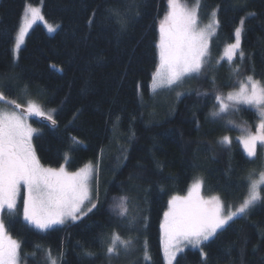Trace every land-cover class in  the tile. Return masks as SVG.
I'll list each match as a JSON object with an SVG mask.
<instances>
[{"label": "trees", "instance_id": "16d2710c", "mask_svg": "<svg viewBox=\"0 0 264 264\" xmlns=\"http://www.w3.org/2000/svg\"><path fill=\"white\" fill-rule=\"evenodd\" d=\"M40 2L44 19L58 28L49 34L36 24L15 59L12 47L24 7ZM167 7L168 0H0V90L16 102L37 100L56 121L51 126L40 116L30 118L38 130L32 144L41 164L75 171L92 162L97 168L96 207L78 222L41 232L24 221L22 198L15 214H3L21 245L23 264H52L49 252L56 264H165L160 226L167 202L184 193L196 174L227 205L245 195L248 174L259 170V154L249 158L234 138L228 146L219 141L234 137L240 127L255 132L258 115L245 105L223 118L211 112L215 94L230 90L239 77L264 79V0L200 1L201 11L217 10L212 55L234 41L244 19L245 57L209 68L207 62L200 75L185 79L190 86L179 97L180 85L150 91L158 66V21ZM121 19L127 21L123 30ZM123 195L129 197L125 217L115 207ZM114 232L132 244L127 253L119 249L109 258ZM174 264H264V203L200 250L179 253Z\"/></svg>", "mask_w": 264, "mask_h": 264}, {"label": "snow or ice", "instance_id": "6c2138e0", "mask_svg": "<svg viewBox=\"0 0 264 264\" xmlns=\"http://www.w3.org/2000/svg\"><path fill=\"white\" fill-rule=\"evenodd\" d=\"M199 0L195 6L189 8L181 0H168V11L159 24L158 48L159 64L152 77V89L181 85L186 78L198 76L204 70L207 57L210 56V40L216 34L219 20L213 13L210 24L201 27L199 16ZM254 16V12L248 13ZM43 20L40 9L26 6L22 26L16 36L15 47L18 49L23 42L26 31L37 20ZM121 30L126 27V19H121ZM244 19L234 30V42L229 43L226 49L227 59L231 63L239 54L241 61L245 53L241 49V33ZM49 32L55 31L52 25H46ZM239 72V67L234 69ZM2 88V86H0ZM182 93H177L179 97ZM207 96L208 93H202ZM0 102L4 105H13L11 109L0 106V214L5 210L9 215L17 211V200L23 199V219L29 225L41 232L52 228L54 225H63L67 220L75 221L81 214H87L96 207L91 203V180L95 169L86 166L75 172H69L62 165L59 168L44 167L33 148V135L37 129L28 122L29 116H40L51 121H56L34 101L29 100L26 107L20 111L22 105L9 99L3 90H0ZM213 118H223L229 112L240 111V106L254 108L259 123L255 132L247 127L235 125L228 120L227 123L240 127L242 133L238 137L244 152L249 158L258 155V145L264 150V83L248 75L239 81V87L224 95L215 94ZM218 105V108H216ZM226 146L231 145L229 136L225 135L219 141ZM248 194L235 209L225 206L218 196L207 199L200 195L202 181L197 179L188 191L187 196H173L168 201V210L164 213V222L161 229L165 237L164 255L169 261L173 260L184 247L191 245L200 248L216 236L226 225L236 218L248 215L249 211L258 203H264L261 188L264 185V171L258 176L250 172L247 177ZM116 199V198H114ZM129 197L120 196L115 207L121 217L128 216ZM86 202L91 207L85 211ZM135 217H132L134 220ZM112 242L107 247V255L111 258L119 255L117 245L127 249L131 240L123 239L118 233L112 235ZM20 243L12 238L8 227L0 215V264H21ZM92 256L93 253L86 252ZM206 258V253H201ZM49 259L51 255L49 252ZM55 264V261H52Z\"/></svg>", "mask_w": 264, "mask_h": 264}, {"label": "rangeland", "instance_id": "374dc122", "mask_svg": "<svg viewBox=\"0 0 264 264\" xmlns=\"http://www.w3.org/2000/svg\"><path fill=\"white\" fill-rule=\"evenodd\" d=\"M200 1H201V0H199L198 16H199L200 26H201V27H204V26H206V25H208V24H210V23L212 22V20H213V13L215 12L216 15H217V10L214 9V10L208 12V13L201 11V9H200ZM181 3L186 4L189 8H191V7H193V6L196 5L197 0H193L191 3L181 0ZM26 6H32V7L39 8V9H40V12H41V15L43 16V14H42V3H41V2L38 3V4H36V5H30V4H27ZM26 6L24 7V10H23V13H22V17H21V20H20L19 28L22 26L23 21H24ZM167 11H168V7H167L166 12H165V13L162 15V17L159 19V21H158V27H159L160 22L163 20V18H164L165 15L167 14ZM43 18H44V17H43ZM216 18H217V16H216ZM36 24H41V25L43 26V28L45 29V31H46L47 33H49V34H53V33L57 30V28H58V25H57V24H54V23L48 22V21H46L45 19H43V20H39V19H38V20H37L34 24H32V26L26 31L25 36H24V39H23V42L21 43V45H20V47H19L18 49L15 47L16 36L18 35V31H17V33H16V35H15L14 44H13V47H12V53H13V56H14L15 59H17V57H18L19 50L24 46V44H25V40H26V37L28 36L29 32L31 31V29H32ZM46 25H52V26L55 28V31H53V32H49L48 29H47V26H46ZM19 28H18V30H19ZM233 42H234V41H233ZM228 44H229V43H228ZM228 44L224 45V47L222 48V50H221L219 56H216V55L214 56V55H212V53H211V51H210V49H209V51H210V56L206 58V59H207V62H208V63H207V64H208V68H209V67H214V66H216V64H218L222 59L228 61V59H227V52H226V49H227ZM237 55H238V53H237ZM234 58H235V57H234ZM158 64H159V55H158ZM207 64H205V65H207ZM245 78H246V77H239L238 79H236L234 86H233L232 88H230V90L225 91L223 94H224V95H227V93L230 92V91H232V90H234V88H238V87H239V81L244 80ZM261 82L264 83V79L261 80ZM180 86L183 87V88H179L178 90H176L177 92L175 91V92H176V96H177V93H178V92H179V93H182V94H183L184 92H186V90L189 88L188 86H190V84L187 85V84H186V81L184 80V82H183ZM164 88H169V87L164 86V87H161V88H159V89H157V90H155V91L157 92V91H160V90H162V89H164ZM189 90H191V89H189ZM150 91H151L152 93L155 92V91L152 89V81H151V83H150ZM180 96H181V95H180ZM30 100L36 102V103L41 107L40 103H39L37 100H35V99H30ZM28 101H29V99H26V100H23L22 102H17V103L21 104V105H22V108H23V107H26ZM2 103H3V102H2ZM0 106H2V105H0ZM3 107H6V108H8V109H11V108L14 107V106L11 105V106H3ZM41 108H42V107H41ZM42 110H43L46 114H49V115L52 116V112H51L50 110H45V109H43V108H42ZM31 117H34V115L28 117L27 122H28L30 125H31V123H30V118H31ZM258 119H259V117H258ZM258 123H259V121H258ZM31 126H32V125H31ZM32 127H33V126H32ZM33 128H34V127H33ZM35 129H36V128H35ZM37 132H38V130H37ZM37 132H36V133H37ZM36 133H34V134H36ZM241 135H242V133H241V131H239V132H237V134H236L234 137H230V139L232 140V139L234 138V140L236 139V140L239 142L238 137L241 136ZM33 136H34V135H33ZM222 137H223V136H222ZM222 137H220V140H221ZM239 144H240V143H239ZM32 145H33V144H32ZM240 146H241V148L243 149V146H242L241 144H240ZM258 154H259V157H258V158L260 159V163H261V164H260L259 170L255 173L256 176H258L259 173H260L261 171H264V150H261L259 145H258ZM66 160H67V159H66ZM43 166H44V165H43ZM61 166H62V165H61ZM63 166L65 167V164H63ZM86 166H91V167H93V168L95 169V171H94V175H93V178H92V180H91V192H90V195H91V203H95V204H97V198H96V195H97L96 193H97V191H98V190H97V182H96V185H95V182H94V180H95V178H96V177H95V173H96V169H97V168H96V165H94L92 162H88V163H86V164L83 165L81 168H84V167H86ZM44 167H47V166H44ZM56 168H59V167H56ZM81 168H79V169H77V170H75V171H78V170H80ZM65 169L67 170L66 167H65ZM67 171H69V170H67ZM75 171H69V172H75ZM197 179H199V180L202 181V187H201V190H200V195H201L202 197H204L205 199H207V198H209V197H211V196H213V195L220 197L219 195H217V194H215V193H214V194H213V193H209V192H207V191L205 190L204 179H203L202 175L198 173V174H196V175L193 177V179L190 181V183L188 184V186H187V188H186V190H185L184 193H182V194L172 195V196L169 198V200H170L173 196H181V197H183V196H187V195H188V191H189V189L191 188L192 184H193ZM248 184H249V181H248ZM261 188L263 189V188H264V185H262ZM95 191H96V192H95ZM247 194H248V187H247V191L245 192V195L241 198L242 200H240L239 202H237V203L231 205L233 210H234L235 207H237L240 203H242L243 199L246 198ZM20 198H22V196H21ZM20 198H18V200H17V205H18V203H19V201H20ZM220 199H221V201L223 202V200H222L221 197H220ZM169 200H168V201H169ZM223 203H224V202H223ZM224 204H225V203H224ZM225 206H226V208H227V206H229V205L225 204ZM22 207H23V199H22ZM88 207H91V204L88 203V202H86V204H85V211H86V212H87V208H88ZM92 210H93V209H92ZM167 210H168V202H167V209H166V211H167ZM166 211H165V212H166ZM4 213H7V211L5 210V211H4L2 214H0V215H2V217H3V214H4ZM89 213H90V212H87V214H89ZM7 214H8V213H7ZM22 214H23V208H22ZM87 214H86V215H87ZM86 215H85V214H81V216H80L79 219H77V220H75V221H72L71 219H69V220H67L64 224H66V223H74V222H78L79 220H81L82 218H84ZM163 222H164V214H163V217H162L161 224H162ZM64 224H63V225H64ZM31 226H32V225H31ZM56 226H61V225H54L53 227H56ZM32 227H34V226H32ZM53 227H52V228H53ZM34 228H35V227H34ZM35 229H36V228H35ZM160 229H161V226H160ZM37 230H38V229H37ZM12 238H13V237H12ZM14 239H15V238H14ZM111 242H112V239H111ZM111 242H110V244H111ZM160 242H161V251H162V255H163V259H164V263H165V264H169V261L167 260V258H166L165 255H164V243H165V237H164V235H163L162 229H161V238H160ZM110 244H109V245H110ZM129 248H130V247H129ZM129 248L124 249V248L120 247L119 245H117L118 252H119V249H121L122 254H124L125 252L127 253V251L129 250ZM188 248H191V249H198V250L201 249V247H200V248H193L191 245H187V246L184 247V250H185V249H188ZM184 250H183V251H184ZM181 252H182V251H181ZM181 252H178V253L176 254L175 258H176L177 255H178L179 253H181ZM175 258H174L173 260H171L170 264H174ZM53 260L55 261V264H56L57 260H55L54 258L50 259L51 263H52ZM21 264H23V263L21 262Z\"/></svg>", "mask_w": 264, "mask_h": 264}, {"label": "water", "instance_id": "95a60500", "mask_svg": "<svg viewBox=\"0 0 264 264\" xmlns=\"http://www.w3.org/2000/svg\"><path fill=\"white\" fill-rule=\"evenodd\" d=\"M22 110H23V109H22ZM40 120H41L42 122H45V123L50 124L51 126H55V125H53V124L51 123V121L46 120V119H44L43 117H40ZM55 124H56V123H55Z\"/></svg>", "mask_w": 264, "mask_h": 264}]
</instances>
